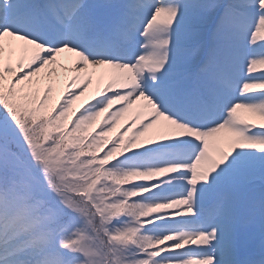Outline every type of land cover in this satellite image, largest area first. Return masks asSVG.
<instances>
[{
    "label": "snow or ice",
    "instance_id": "1",
    "mask_svg": "<svg viewBox=\"0 0 264 264\" xmlns=\"http://www.w3.org/2000/svg\"><path fill=\"white\" fill-rule=\"evenodd\" d=\"M257 66L264 0H0V264H264Z\"/></svg>",
    "mask_w": 264,
    "mask_h": 264
},
{
    "label": "rangeland",
    "instance_id": "2",
    "mask_svg": "<svg viewBox=\"0 0 264 264\" xmlns=\"http://www.w3.org/2000/svg\"><path fill=\"white\" fill-rule=\"evenodd\" d=\"M262 70H264V69H261L260 66H257V69H256L257 73H258L259 71H262ZM60 71L63 72V69H60ZM53 83L55 84V80H53ZM61 87H62V85H58V84L55 86V88H54V90H55V94H58V93L60 92ZM83 99H84V98L82 97L81 100H83ZM77 103H78V102H77ZM79 103H81V101H79Z\"/></svg>",
    "mask_w": 264,
    "mask_h": 264
},
{
    "label": "trees",
    "instance_id": "3",
    "mask_svg": "<svg viewBox=\"0 0 264 264\" xmlns=\"http://www.w3.org/2000/svg\"><path fill=\"white\" fill-rule=\"evenodd\" d=\"M53 95L55 96V95H58V94H55V90H54V93H53ZM78 104V103H77Z\"/></svg>",
    "mask_w": 264,
    "mask_h": 264
}]
</instances>
